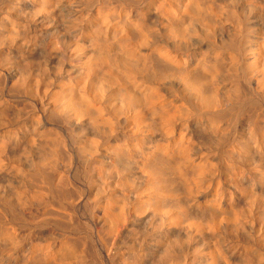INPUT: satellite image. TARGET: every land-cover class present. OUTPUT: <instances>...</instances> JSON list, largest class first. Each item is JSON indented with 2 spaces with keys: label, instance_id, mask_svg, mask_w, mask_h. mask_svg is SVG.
<instances>
[{
  "label": "bare ground",
  "instance_id": "obj_1",
  "mask_svg": "<svg viewBox=\"0 0 264 264\" xmlns=\"http://www.w3.org/2000/svg\"><path fill=\"white\" fill-rule=\"evenodd\" d=\"M76 260L264 264V0H0V264Z\"/></svg>",
  "mask_w": 264,
  "mask_h": 264
},
{
  "label": "rangeland",
  "instance_id": "obj_2",
  "mask_svg": "<svg viewBox=\"0 0 264 264\" xmlns=\"http://www.w3.org/2000/svg\"><path fill=\"white\" fill-rule=\"evenodd\" d=\"M95 215H96V214H95ZM95 215H94V216H95ZM87 216H88V215H87ZM87 216L85 217V219L87 220V222H88L89 225H91V224H92L91 226H93V225L96 226V224L98 225L97 220H96L92 215L89 216L90 218L87 217ZM96 216H97V215H96ZM141 216H144V214H142ZM95 220H96V221H95ZM93 221H94V223H93ZM95 222H96V223H95ZM142 226H143V225H142ZM142 226H141V227H142ZM129 232H131V231H129ZM129 232H126V234H124L123 237L119 238V239H118V242H117L118 244H120L119 242H121V246H120V248H122L124 251H123L122 249H119V250H121L123 253H125L126 250H127V249L130 247V245H131V244L128 245L129 247L127 246V244H129V243L131 242V239H132V237H130V236L132 235V233L129 235ZM127 235H128V238H127ZM129 237H130V238H129ZM124 238H125V239H124ZM120 239H122V240H120ZM136 239H137V237L134 236V245H136V243H138V242H136ZM119 240H120V241H119ZM128 240H130V242H129ZM131 243H132V242H131ZM118 244H117V245H118ZM122 246H123V247H122ZM124 246H125V247H124ZM116 247H119V246H116ZM126 247H127V249H126ZM117 249H118V248H117ZM117 249L115 250L116 252L113 251V252L116 253V254H117V251H118ZM120 253H121V252L118 251V255H119ZM118 257H119V256H118ZM74 258L76 259V257H74ZM76 261H77V260H76ZM77 262H79V261H77ZM81 263H82V262H81ZM79 264H80V262H79Z\"/></svg>",
  "mask_w": 264,
  "mask_h": 264
}]
</instances>
